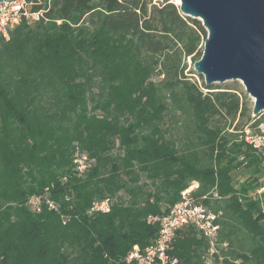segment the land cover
Segmentation results:
<instances>
[{"label": "trees", "instance_id": "16d2710c", "mask_svg": "<svg viewBox=\"0 0 264 264\" xmlns=\"http://www.w3.org/2000/svg\"><path fill=\"white\" fill-rule=\"evenodd\" d=\"M33 8L40 20L0 36V264H122L157 236L147 216L192 184L218 214L214 262L264 264V192L249 196L264 157L233 125L259 117L237 89L185 72L202 55V22L169 0ZM207 247L185 228L169 253L203 264Z\"/></svg>", "mask_w": 264, "mask_h": 264}, {"label": "water", "instance_id": "95a60500", "mask_svg": "<svg viewBox=\"0 0 264 264\" xmlns=\"http://www.w3.org/2000/svg\"><path fill=\"white\" fill-rule=\"evenodd\" d=\"M4 1V0H0ZM207 31L193 69L204 84L240 81L252 116L264 112V0H170ZM178 1V3H176Z\"/></svg>", "mask_w": 264, "mask_h": 264}, {"label": "built area", "instance_id": "2783aa9c", "mask_svg": "<svg viewBox=\"0 0 264 264\" xmlns=\"http://www.w3.org/2000/svg\"><path fill=\"white\" fill-rule=\"evenodd\" d=\"M39 0H4L0 2V36L9 38V32L22 20L35 22L43 17L41 9H34L33 6ZM256 117L243 129L238 131L239 137L252 149L264 157V112ZM264 184L258 189L249 192L253 199H262ZM28 203L34 211H39V198L31 197ZM101 212L108 210L106 201L95 204L92 209ZM264 212V209H263ZM218 214L208 206L195 202L190 189L180 192V199L175 202L166 213L150 214L146 220L150 224H158L159 229L153 242L141 249L134 245L122 260V264H179L177 257L172 256L169 251L176 235L185 228H192L207 242L206 261L204 264L212 263L214 255L218 256L220 263L219 241L220 226L215 222Z\"/></svg>", "mask_w": 264, "mask_h": 264}, {"label": "rangeland", "instance_id": "374dc122", "mask_svg": "<svg viewBox=\"0 0 264 264\" xmlns=\"http://www.w3.org/2000/svg\"><path fill=\"white\" fill-rule=\"evenodd\" d=\"M154 2L157 1V0H153ZM170 1V0H169ZM188 75L191 76V79L192 80H195L199 85H202L204 84V79L203 77H201V75H199L198 73H196V71H194L193 69V64L192 62L190 61V59L187 60V69L185 71ZM212 85H215V86H218V87H229V88H235L238 90V92L242 93V94H245L246 95V100L248 101L249 103V107H250V110L252 112V106H253V102H252V99L245 93L244 91V87L242 86V84L240 83V81H237V80H230V81H226L224 83H214ZM204 91H206V89L203 88ZM251 116H252V113H251ZM233 125H239V129L238 131H240L241 129H243L245 126H246V121L245 119H239V120H236L234 122ZM231 130L233 129V127L230 128ZM235 179H238L237 181H241L244 179V175H243V170H238L236 171V174H235ZM261 182L262 184H264V177L261 179ZM197 187V184H192L190 185L187 189H190V192L192 193L193 190H195ZM210 208V207H209ZM181 232V231H180ZM179 232V233H180ZM178 235V234H177ZM176 235V237H177ZM175 237V238H176ZM174 238V239H175ZM174 241V240H173ZM206 261V259H205ZM213 261V264H218L216 262ZM204 264V263H203ZM208 264H212V263H208Z\"/></svg>", "mask_w": 264, "mask_h": 264}, {"label": "bare ground", "instance_id": "6f19581e", "mask_svg": "<svg viewBox=\"0 0 264 264\" xmlns=\"http://www.w3.org/2000/svg\"><path fill=\"white\" fill-rule=\"evenodd\" d=\"M176 3H178V1Z\"/></svg>", "mask_w": 264, "mask_h": 264}]
</instances>
